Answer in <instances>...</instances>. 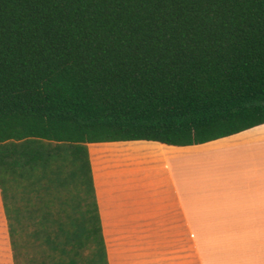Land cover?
Instances as JSON below:
<instances>
[{
  "label": "trees",
  "instance_id": "obj_1",
  "mask_svg": "<svg viewBox=\"0 0 264 264\" xmlns=\"http://www.w3.org/2000/svg\"><path fill=\"white\" fill-rule=\"evenodd\" d=\"M264 124V0H0L14 264H109L88 144Z\"/></svg>",
  "mask_w": 264,
  "mask_h": 264
},
{
  "label": "crops",
  "instance_id": "obj_2",
  "mask_svg": "<svg viewBox=\"0 0 264 264\" xmlns=\"http://www.w3.org/2000/svg\"><path fill=\"white\" fill-rule=\"evenodd\" d=\"M109 264H264V124L204 144H88ZM0 264H14L0 193Z\"/></svg>",
  "mask_w": 264,
  "mask_h": 264
}]
</instances>
